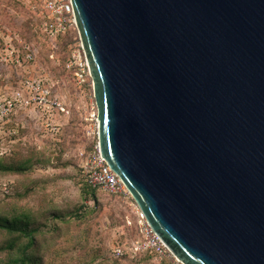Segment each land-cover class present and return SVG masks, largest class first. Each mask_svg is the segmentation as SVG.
<instances>
[{"label": "water", "instance_id": "95a60500", "mask_svg": "<svg viewBox=\"0 0 264 264\" xmlns=\"http://www.w3.org/2000/svg\"><path fill=\"white\" fill-rule=\"evenodd\" d=\"M101 156L181 264H264V0H70Z\"/></svg>", "mask_w": 264, "mask_h": 264}, {"label": "rangeland", "instance_id": "374dc122", "mask_svg": "<svg viewBox=\"0 0 264 264\" xmlns=\"http://www.w3.org/2000/svg\"><path fill=\"white\" fill-rule=\"evenodd\" d=\"M50 59L49 65L44 61H35L49 81L57 84L55 95L70 110L71 117L59 134L52 136L43 129L41 119L24 115L23 125L17 129L15 138L0 145L5 153L0 159L4 163L28 164L32 171L25 181L24 177H0V183L10 184L7 194H13L22 191V182L27 185L36 181L39 189H46L39 190L26 205L47 208L44 195H50L54 197L56 209L70 211L67 215L71 221L69 225L62 228L60 235L47 239L45 251L43 249L42 252L43 255L45 253V264H135L131 260H112L114 258L111 256L112 244L118 235L124 234L122 237L128 238V222L134 223L136 220L128 201L101 191L98 193L99 207L95 213L85 215L79 226L72 222L76 219L71 208L80 202V175L78 166L73 162L66 167H63V163L70 159L72 154L69 148L76 141L79 146L77 150L90 146V140L85 135L88 125L85 119L88 118L94 99L90 81L87 86L79 88L73 75L62 79L56 69L63 67L64 59L56 55H51ZM144 264L159 263L150 259Z\"/></svg>", "mask_w": 264, "mask_h": 264}, {"label": "built area", "instance_id": "2783aa9c", "mask_svg": "<svg viewBox=\"0 0 264 264\" xmlns=\"http://www.w3.org/2000/svg\"><path fill=\"white\" fill-rule=\"evenodd\" d=\"M43 19L42 29L52 38L74 33V44L67 68L73 70V78L79 88L92 82L88 65L79 40L75 16L70 0H18ZM56 83L42 73L35 55L23 40L8 30L0 29V145L11 141L17 129L23 125L24 115L41 119L43 129L56 136L67 125L70 110L55 95ZM85 135L89 150L78 151L79 169L86 182L102 192L128 201V206L137 218L139 237L128 245L111 248V256L134 259L138 254L149 253L157 263L167 259L171 264H181L149 227L139 208L118 176L101 156L97 135V109L91 107ZM5 153L0 149V156ZM10 184L0 183V191L7 194ZM128 222V226H130Z\"/></svg>", "mask_w": 264, "mask_h": 264}, {"label": "trees", "instance_id": "16d2710c", "mask_svg": "<svg viewBox=\"0 0 264 264\" xmlns=\"http://www.w3.org/2000/svg\"><path fill=\"white\" fill-rule=\"evenodd\" d=\"M42 21L43 19L36 12L20 1L0 0V29L11 30L17 34L23 42L29 45L36 61H44L46 65H49L51 55L63 58V67L56 69L62 79L73 75V70L67 69V64L70 61L72 45L75 42L74 38L71 37H75V34L68 33L51 39L42 29ZM76 144H72L69 148L72 155L68 161L63 163V167L72 162L76 167L78 166L80 202H77L71 209L72 212H75L74 218L76 219L72 222L79 226V224H82V218L85 215L94 214L99 207L98 193L101 190L92 188L82 177L76 158L80 150H77L79 146ZM86 150H89V146ZM31 171L32 169L28 164L4 163L0 159V177L19 179L24 177L25 181ZM38 184L36 181L27 185L22 182L21 192L0 194V210H3V212H0V264H45V253L43 255L42 252L43 249L45 251L47 239L60 235L62 228H66L71 222L67 218L70 211L56 209L52 199L54 197H49L50 195H44L47 208L42 205L36 206L37 208L26 205L36 197L35 194L39 190L46 189H39ZM126 231L127 235L129 234L128 238L122 237L124 234H119L114 244H112V248L119 245H128L139 237L137 218L134 223L126 227ZM150 259H154V257L149 253H143L138 254L134 259L125 256L112 260H131L135 264H144ZM159 264H171V262L163 259Z\"/></svg>", "mask_w": 264, "mask_h": 264}]
</instances>
